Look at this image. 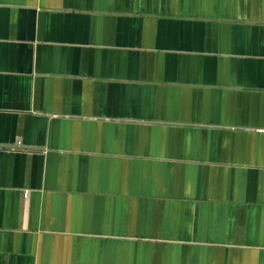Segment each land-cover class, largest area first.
Segmentation results:
<instances>
[{"label":"crops","instance_id":"obj_1","mask_svg":"<svg viewBox=\"0 0 264 264\" xmlns=\"http://www.w3.org/2000/svg\"><path fill=\"white\" fill-rule=\"evenodd\" d=\"M0 264H264V0H0Z\"/></svg>","mask_w":264,"mask_h":264}]
</instances>
